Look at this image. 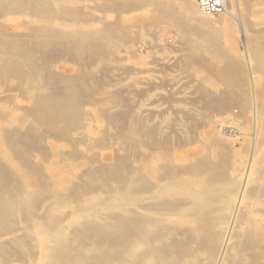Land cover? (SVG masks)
<instances>
[{
    "label": "bare ground",
    "instance_id": "6f19581e",
    "mask_svg": "<svg viewBox=\"0 0 264 264\" xmlns=\"http://www.w3.org/2000/svg\"><path fill=\"white\" fill-rule=\"evenodd\" d=\"M225 2L0 0V264H264V8Z\"/></svg>",
    "mask_w": 264,
    "mask_h": 264
},
{
    "label": "rangeland",
    "instance_id": "374dc122",
    "mask_svg": "<svg viewBox=\"0 0 264 264\" xmlns=\"http://www.w3.org/2000/svg\"><path fill=\"white\" fill-rule=\"evenodd\" d=\"M260 2L259 3V5L258 4H256L255 5V3L256 2ZM252 2L254 3V8H255V10H256V7L257 6H259V7H257V8H259V9H261V8H264V0H252ZM261 4V5H260ZM256 6V7H255ZM201 9V8H200ZM264 10V9H263ZM258 11H260V10H256L255 11V14H257L258 13ZM263 13H264V11H262ZM258 13L257 15L259 16V14L262 16V17H264V15H263V13ZM254 14V15H255ZM257 16H255L254 17V19L256 18ZM234 27H235V29H234ZM231 31V32H230ZM224 34H222V42H223V47L225 48V49H227V54L226 53H222L223 55H224V57L226 56V58H227V56H228V58L227 59H229L230 61H232V62H238L239 64L241 63V64H243V63H245V58L246 57H243V56H245L246 55V53H247V48H245L246 47V45H245V38L244 37H242V35H241V33H242V31H241V29H239L238 28V26L237 25H235V23L234 22H232L231 23V25H229V26H227L226 27V29L224 30V31H222ZM233 32V33H232ZM240 32V33H239ZM180 34H178V31H177V29L176 28H174V27H169V26H166L165 27V29H164V34H163V41H168V39H170L171 38V36H172V38H179L180 36H179ZM179 36V37H178ZM227 36V37H226ZM239 37V38H238ZM258 37V38H257ZM257 37H254V38H250L249 39V41H248V48L249 47H251L252 49H253V51H255L256 49H258V48H260V47H264V38L263 37H261V36H257ZM231 38V39H230ZM243 40H242V39ZM252 40V41H251ZM256 40V41H255ZM257 40H258V42H257ZM226 41H228V42H226ZM226 42V43H225ZM230 42V43H229ZM235 42H236V44H235ZM230 45H231V47H230ZM236 46V47H235ZM233 47H235V48H233ZM254 47V48H253ZM162 48L159 46V45H157V46H154V48L152 49V50H150V49H144L142 52L146 55L145 57H144V66H145V68H147L148 70H149V73L148 74H150V75H152L153 77H157V76H159V78H161L162 80L163 79H166L165 80V83H167V81H168V83L167 84H165V87H167V89L164 87V88H159V89H157V92H156V90H154V93H155V95L156 94H158V93H165V95H166V93H167V95L166 96H169V91L170 92H172L173 90H176V89H179L180 88V84H177V85H175L174 83L175 82H172L171 80H169L170 79V77L171 76H175L176 75V73H177V75H182V74H187L188 72H183V73H180V72H182V71H178L172 64H175V63H173V62H175V60L173 59V55L172 54H169V53H166V52H163L162 50H161ZM229 49L231 50V51H235L236 50V52H235V54H234V51L231 53V51H229ZM230 52V53H229ZM245 53V55H244V53ZM222 55V56H223ZM238 56V57H237ZM231 58V59H230ZM134 62V63H133ZM146 62V63H145ZM132 63L133 64H135V65H138V63L136 62V61H132ZM252 63H253V65L254 66H258L263 72H264V61H260L257 57H253L252 58ZM244 65V64H243ZM170 70H169V69ZM176 71H175V70ZM179 72V73H178ZM171 74H173V75H171ZM170 76V77H169ZM171 87H170V86ZM173 85H175V86H173ZM168 88H170L169 90H168ZM161 94H158L157 96H155L156 98H158V99H160L161 97ZM162 99V98H161ZM157 100V99H156ZM166 102L165 100H163L162 99V101L160 102V100L158 101L159 103H151V105H149V106H153V107H155V108H157V109H159L160 110V112L162 111V108H165V107H167L168 105V103H163V104H161L162 102ZM157 104H159V105H161L162 106V108L159 106V107H157L156 105ZM167 105V106H166ZM165 106V107H164ZM156 109V110H157ZM235 109H237V108H235ZM224 127H223V126ZM227 125V126H226ZM223 127L222 129L226 132V133H224L223 135H224V139H228L229 138V136L227 135V134H229V130H230V128H227V127H233V128H236L237 126H235V125H232V124H230L229 122H227V124L225 123V124H220V126L219 127ZM226 127V128H225ZM229 129V130H228Z\"/></svg>",
    "mask_w": 264,
    "mask_h": 264
},
{
    "label": "built area",
    "instance_id": "2783aa9c",
    "mask_svg": "<svg viewBox=\"0 0 264 264\" xmlns=\"http://www.w3.org/2000/svg\"><path fill=\"white\" fill-rule=\"evenodd\" d=\"M202 12L218 15L227 12L225 0H198Z\"/></svg>",
    "mask_w": 264,
    "mask_h": 264
}]
</instances>
